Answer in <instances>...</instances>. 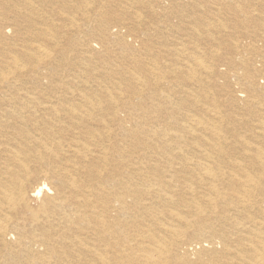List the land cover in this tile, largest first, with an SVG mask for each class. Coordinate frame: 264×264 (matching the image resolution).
Wrapping results in <instances>:
<instances>
[{
	"label": "bare ground",
	"instance_id": "bare-ground-1",
	"mask_svg": "<svg viewBox=\"0 0 264 264\" xmlns=\"http://www.w3.org/2000/svg\"><path fill=\"white\" fill-rule=\"evenodd\" d=\"M0 264H264V0H0Z\"/></svg>",
	"mask_w": 264,
	"mask_h": 264
}]
</instances>
